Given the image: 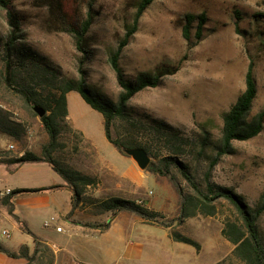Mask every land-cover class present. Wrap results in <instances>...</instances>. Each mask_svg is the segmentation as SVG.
Here are the masks:
<instances>
[{
  "label": "rangeland",
  "instance_id": "rangeland-1",
  "mask_svg": "<svg viewBox=\"0 0 264 264\" xmlns=\"http://www.w3.org/2000/svg\"><path fill=\"white\" fill-rule=\"evenodd\" d=\"M49 1L10 0L23 20L22 42L49 61L58 73V82L77 80L78 70L82 69L89 87L115 102L120 89L108 56L123 37L126 27L132 25L138 0H96L93 4L94 22L86 35L84 53L77 50L72 36L57 31L59 21L48 11ZM59 1L64 14L78 22L84 20L87 0ZM202 13L207 17L203 37L190 46L182 36L183 18L187 14ZM257 14L264 15V7L258 0H154L140 18L137 30L120 59L129 80L142 72L153 74L162 65L180 64L175 75L163 78L156 88L139 92L127 106L138 115V122L142 123L141 120L149 117L184 133L191 143L185 148L182 159L196 181L203 183L208 176L211 182L232 189L250 207L256 206L264 194V129L251 140L234 142L231 154L219 157L213 167L211 163L216 155L215 145L220 139L222 116L244 90L250 63L257 94L249 117L264 108V42L260 35L264 33V18H256ZM194 33L195 28H192L191 36ZM6 34L5 12L0 9V39ZM26 107L22 98L14 92L2 90L0 86L1 111L8 115L7 121L19 124L21 127L18 129L24 130L18 141L0 131V148L8 151L11 157H20L23 152L39 154L47 140L39 117L37 114L36 117L31 116ZM67 108L66 123L86 138L77 139L74 132L64 126L60 142L65 147L54 152L53 157L61 166L97 179L96 185L86 188L84 197L132 200L162 215L165 221L176 218L179 204L172 187L166 180L156 179L146 170H140L132 159L116 151L104 136L101 114L92 110L76 92L67 95ZM125 128V124L118 122L114 134L123 132ZM139 137L143 143H149L152 161L157 162L167 154L162 144L150 135L139 134ZM205 138L208 144L201 143ZM47 166L24 165L11 183L18 182L17 187L21 188L47 187L53 183L52 175L58 177ZM8 168L0 166V179L8 177ZM180 182L187 192L181 179ZM39 196L37 193L17 196L15 213L53 254L56 247L72 250L68 252L74 254V249L84 243L91 253L88 264H105L93 259L98 257L97 247L100 245L101 248L103 242L115 245L116 236L121 238L120 232L124 229L123 250L128 246H139L140 255L137 260L128 262L118 257L117 264H239L231 259L233 247L222 235L224 221H236L227 203L219 204L218 212L213 216L197 215L172 229L148 225L133 214L122 213L111 232L103 238L92 233L84 238L82 232L69 238L68 222L56 219L48 228L43 225L55 217L57 209L54 205L32 208L20 203V200ZM90 211L93 209L88 204H82L75 220L106 223L111 217L110 212L94 216ZM1 213L4 218L0 223V235L2 231L9 234V237L1 235L4 244L10 247L28 244L32 250V237L16 230V224L7 213L4 210ZM257 224L264 242V213ZM56 226H60L63 232H57ZM172 230L197 242L199 249L173 242L169 238ZM54 257L56 261L55 254ZM55 261L53 264H75L63 252L58 253Z\"/></svg>",
  "mask_w": 264,
  "mask_h": 264
},
{
  "label": "trees",
  "instance_id": "trees-1",
  "mask_svg": "<svg viewBox=\"0 0 264 264\" xmlns=\"http://www.w3.org/2000/svg\"><path fill=\"white\" fill-rule=\"evenodd\" d=\"M258 1L264 7V0ZM95 2L96 0H87L85 18L80 22L68 16L67 13L64 14L59 0L48 2V11L59 21L57 31L72 36L77 50L82 53L86 52V35L94 22L93 4ZM152 2L154 0L137 1L132 25L126 27L116 48L109 53L108 63L115 74L120 89L118 98L114 102L89 87L82 69L78 70L77 80L58 82V73L50 66L49 61L22 42L24 40L23 20L20 14L12 7L10 0H0V9L5 12L7 25V34L0 39V86L2 90L14 92L22 98L31 116L36 117L33 111L34 106H40L45 110V114L39 118V121L47 135V140L41 146L39 154L23 152L20 157H11L8 151L4 152L0 148V166L9 167L8 170L12 173L14 171L12 166L45 163L64 181V185L61 186L11 190L9 194L1 198L7 215L11 217L22 233L33 239L32 250L24 244L18 246L16 250H9L0 244V253L6 257L25 260L26 264L54 263L55 257L52 250L28 228L24 220L15 214L14 199L24 193L68 189L72 192V198L70 211L66 218L73 216L82 204H88L93 209L90 214L94 216L102 215L105 212L111 213V217L106 223L72 221L73 224L98 233H104L109 228L110 222L120 213L133 214L148 225L172 229L174 225L181 224L184 220L197 215L213 216L218 212L219 204L227 203L236 217V221L225 220L222 229L223 237L233 247L231 259L239 264H264V242L257 224L264 213V194L256 206L250 207L232 189L211 182L208 176L203 183L197 182L188 165L182 159L184 150L190 146L191 140L184 136V133L163 121L147 117L141 120L142 123L138 122V115L127 106L136 94L148 88L158 87L163 78L175 75L180 69L179 63L177 65H162L153 74L142 72L135 79L129 80L121 66L122 51L130 43L140 18ZM255 17L264 18V15L257 14ZM206 20L207 17L203 13L184 16L181 25L182 36L190 46L196 44L203 37ZM192 28H195L193 36H191ZM260 35L264 42V33L261 32ZM69 92L78 93L89 107L102 115L104 136L120 155L127 157L123 152L126 148H142L149 156L153 155L149 143H143L139 134L145 135V137L150 135L152 139L162 144V148L167 151V154L157 162L151 160L146 172L155 176L156 179L166 180L174 190L179 204L176 218L165 221L162 215L132 200L115 197L103 200L84 197L86 188L96 185L97 179L67 166H61L53 157L54 152L65 147L60 142V134L64 126H67L70 132H74L77 139L85 140L81 132L74 130L66 123L68 117L66 95ZM256 94L253 65L250 63L245 74L244 90L222 116L220 139L215 145L216 155L211 163L212 167L219 157L232 153L234 142L251 140L263 131L264 108L249 117ZM7 116L6 112L0 109V131L18 141L24 130L18 129L21 127L19 124L7 121ZM118 122L125 124L126 128L123 132L114 134L115 125ZM205 142H208L207 138L201 141V143ZM180 179L185 184L187 192L182 187ZM169 238L173 242L191 246L196 250L199 249L197 242L173 230L169 232Z\"/></svg>",
  "mask_w": 264,
  "mask_h": 264
},
{
  "label": "crops",
  "instance_id": "crops-1",
  "mask_svg": "<svg viewBox=\"0 0 264 264\" xmlns=\"http://www.w3.org/2000/svg\"><path fill=\"white\" fill-rule=\"evenodd\" d=\"M69 93H72V92H69ZM67 95H66V99H67ZM67 111H68V108H67ZM101 117H102V115H101ZM102 125H103V117H102ZM34 164L35 165H43L45 163L23 164V165H20V166L12 167V169H14V171L11 174L9 172H7V176H8L7 178L0 179V193L4 192L5 190L11 191V190H15V189H37V188H43V187L21 188V187H17V184H19L18 182L11 183L13 178H14V176L22 169V167L24 165H34ZM47 167L50 168L49 166H47ZM32 170H35V169H32ZM39 170H42V169H39ZM52 178H53V180H52L53 183L50 184V185H47V187L54 186V185H60V186L64 185L62 179H60L59 176L58 177H53V175H52L51 179ZM37 195H40V196L36 197L35 199H30V200H26V201L20 200V203L21 204H26V205H28L29 207H32V208L33 207L46 208V207H48L50 205L51 206L54 205V208L57 209V211L55 213V217L56 218L55 217L54 218L57 219L58 221L59 220H64V221L68 222V237L69 238L70 237L72 238L75 234H78L79 232H82L84 238H86L89 235H91L89 233L95 234L98 238H103V237L107 236L111 232L112 227L115 225V222H116L117 218L122 214V213H120L119 215H117L114 218L113 221L110 222V226H109V228L107 229L106 232H104L102 234H100V233L98 234L97 232H95L93 230H88V229L83 228L82 226L73 224L72 221L75 220L76 213L73 216H71V218H66V215L70 211V202H71V198H72L71 191H69L68 189H61V190H57V191H44L42 193H37ZM58 199H61L62 202L60 203V201ZM0 200H1V198H0ZM15 200L16 199H14V201ZM16 203H17V201H16ZM14 204H15V202H14ZM2 210H4V212H6L5 211L6 209L3 207L2 203L0 202V223H1L2 219L4 218L3 213H1ZM8 217L11 219L10 216H8ZM16 227H14V228H16V230H17L18 226L16 225ZM56 227L61 228L60 226H56ZM122 231L120 232V237L121 238H118V236H116V244L115 245H112L111 243H104V242H103V245H101V248H100V245H99L97 247L98 248V251H97V256L98 257H96L94 255L95 257L93 259L99 260V261L101 260L105 264H117L118 263V257H119V259H123L126 262H128L130 260H133V259L137 260L139 255H140L139 246L132 245V246L125 247V249L123 250V248H122V244L124 242L123 235L125 236L126 233H125L124 229ZM59 232L61 233V232H63V230L61 229V231H59ZM0 244L3 245L4 247L8 248L9 250H16L18 248V246L22 245V244H18V245H15L13 247L7 246L2 241L1 235H0ZM24 245L28 246V244H24ZM53 247L55 248L56 246H53ZM74 250H73L74 254H72V253L68 252V251H72V250H68L67 249V250L64 251L60 247L59 248L56 247V249H54V254L56 256V261H57L58 253L59 252H63L68 257H70L71 260L75 264H88L89 263V261L91 259L90 258V254L91 253H90L89 249L84 247V243L80 244ZM0 264H26V261L22 260V259H18V260L11 259V258L6 257L4 254L0 253Z\"/></svg>",
  "mask_w": 264,
  "mask_h": 264
},
{
  "label": "water",
  "instance_id": "water-1",
  "mask_svg": "<svg viewBox=\"0 0 264 264\" xmlns=\"http://www.w3.org/2000/svg\"><path fill=\"white\" fill-rule=\"evenodd\" d=\"M33 111L39 118H41L45 114V110L40 106H34ZM123 152L127 157L132 159L135 162L136 166L142 171L146 170L151 161L150 156L142 148H126L123 150Z\"/></svg>",
  "mask_w": 264,
  "mask_h": 264
},
{
  "label": "built area",
  "instance_id": "built-area-1",
  "mask_svg": "<svg viewBox=\"0 0 264 264\" xmlns=\"http://www.w3.org/2000/svg\"><path fill=\"white\" fill-rule=\"evenodd\" d=\"M9 148L10 149H13V146H9ZM9 190H5L4 192H2V193H0V196H5V195H7V194H9ZM56 221V219L54 218V217H51L48 221H45L44 223H43V225H44V227L45 228H48V227H50L51 226V224L52 223H54ZM55 230L57 231V232H59V231H61V228H59V227H55ZM1 235L2 236H5V237H9V234L6 232V231H2L1 232Z\"/></svg>",
  "mask_w": 264,
  "mask_h": 264
}]
</instances>
